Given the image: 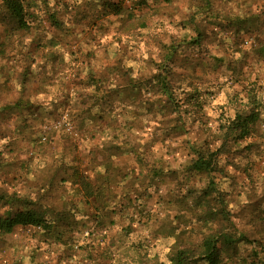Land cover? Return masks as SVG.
I'll return each instance as SVG.
<instances>
[{
	"label": "rangeland",
	"instance_id": "1",
	"mask_svg": "<svg viewBox=\"0 0 264 264\" xmlns=\"http://www.w3.org/2000/svg\"><path fill=\"white\" fill-rule=\"evenodd\" d=\"M21 2L24 28L0 0V216L16 195L46 226L0 232V264H207L212 238L264 264V0Z\"/></svg>",
	"mask_w": 264,
	"mask_h": 264
},
{
	"label": "trees",
	"instance_id": "2",
	"mask_svg": "<svg viewBox=\"0 0 264 264\" xmlns=\"http://www.w3.org/2000/svg\"><path fill=\"white\" fill-rule=\"evenodd\" d=\"M2 4L8 13V16L14 21L18 28H24L27 26L24 17V9L21 0H1ZM164 84L161 80V85ZM240 120L239 124H242ZM214 154L209 153L208 156H204L199 153L198 157L192 162L191 167L195 170H206L210 171L215 168L216 161L213 158ZM5 198V197H3ZM17 201L22 204L23 208L16 210L14 213L6 212L4 216H0V232L8 233L16 225H38L46 226L45 219L42 213L35 208L29 207L30 202H27L23 197L12 195L11 197H6L7 202L14 203ZM203 251L202 257L207 262V264H220L218 253L215 247V239H205L202 244ZM184 252H177L173 264H185L186 260L184 257Z\"/></svg>",
	"mask_w": 264,
	"mask_h": 264
}]
</instances>
